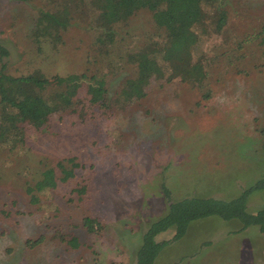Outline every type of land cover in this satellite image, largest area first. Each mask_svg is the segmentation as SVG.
I'll return each instance as SVG.
<instances>
[{
    "label": "rangeland",
    "instance_id": "rangeland-1",
    "mask_svg": "<svg viewBox=\"0 0 264 264\" xmlns=\"http://www.w3.org/2000/svg\"><path fill=\"white\" fill-rule=\"evenodd\" d=\"M55 2L1 1L0 44L9 55L0 73L84 75L78 97L100 80L107 103L89 109L82 100L29 130L23 145L0 148V264H136L144 231L172 203L231 201L264 179V0H209L193 51L206 77L151 79L129 102L120 98L134 74L124 52L157 35L151 13L115 27L106 47L95 40L92 17H75L61 43L32 41L38 11ZM47 171L55 186L38 191ZM246 208H264V190L250 192ZM85 218L97 220L94 232ZM154 264H264V234L235 220H199Z\"/></svg>",
    "mask_w": 264,
    "mask_h": 264
},
{
    "label": "trees",
    "instance_id": "trees-1",
    "mask_svg": "<svg viewBox=\"0 0 264 264\" xmlns=\"http://www.w3.org/2000/svg\"><path fill=\"white\" fill-rule=\"evenodd\" d=\"M207 2L209 0H56L52 7L44 6L38 11L31 39L39 43V38H49L52 42L61 43L62 33L75 17H92L91 30L95 31V40L101 47H106L115 42V27L128 22L140 10H147L158 32L139 41L134 50L131 48L124 52L125 62L132 64L134 74L124 81L120 98L129 102L145 95L143 88L151 79L169 81L180 78L183 81L201 82L206 77L203 58L196 54L195 59L193 51L200 42L198 30H206ZM219 17L217 29L225 21L224 12ZM8 55L6 47L0 44V58ZM83 79L84 75L59 79L39 72L12 77L1 71L0 148L23 145L29 130H41L53 115L70 110L73 105L79 107L82 100L87 102L89 109L105 107V82L98 80L94 84H87L85 95L79 98L77 93ZM117 102L119 100L115 105ZM55 182L52 171H47L43 179L37 182L36 189L42 191L54 187ZM259 190H264V179L231 201L193 197L172 203L168 206V213L144 231L136 252V264H154L165 247L183 239L189 226L199 220H235L242 230L254 227L264 234V208L255 214L246 210L248 194ZM96 223L97 220L92 218L83 220L89 232L95 231L93 227ZM169 230L174 232L172 240H156L157 236Z\"/></svg>",
    "mask_w": 264,
    "mask_h": 264
}]
</instances>
